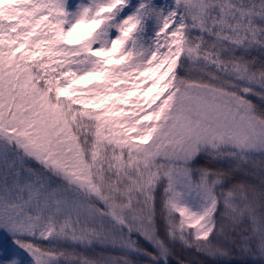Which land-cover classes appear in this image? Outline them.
Segmentation results:
<instances>
[{
    "label": "snow or ice",
    "instance_id": "snow-or-ice-1",
    "mask_svg": "<svg viewBox=\"0 0 264 264\" xmlns=\"http://www.w3.org/2000/svg\"><path fill=\"white\" fill-rule=\"evenodd\" d=\"M0 264H264V0H0Z\"/></svg>",
    "mask_w": 264,
    "mask_h": 264
}]
</instances>
